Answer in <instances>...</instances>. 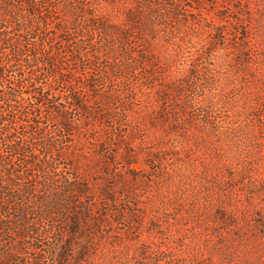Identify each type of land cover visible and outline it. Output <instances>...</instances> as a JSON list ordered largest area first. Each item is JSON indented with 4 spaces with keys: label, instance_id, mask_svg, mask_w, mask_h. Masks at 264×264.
Here are the masks:
<instances>
[{
    "label": "trees",
    "instance_id": "16d2710c",
    "mask_svg": "<svg viewBox=\"0 0 264 264\" xmlns=\"http://www.w3.org/2000/svg\"><path fill=\"white\" fill-rule=\"evenodd\" d=\"M182 1L136 0L123 6L122 17L113 10L117 0H0V264H69L76 262L73 248L79 261L108 219L123 221L135 197L126 193L142 170L127 151L123 171L116 162L109 167L102 134L122 144L115 132L123 127V138L129 136L137 101L150 109L152 126L164 128L178 125L169 108L175 93L197 98L183 88L199 81L214 85L226 106L241 99L218 89L208 63L200 66L202 74L193 73L187 83L178 79L152 97L156 76L143 51L142 69L149 73L136 77L140 90L134 86L142 62L121 58L133 48L132 22L146 18L156 30L169 26L164 21L171 15L183 26L191 16ZM79 144L94 148L92 160L77 159ZM168 150L178 156L176 145Z\"/></svg>",
    "mask_w": 264,
    "mask_h": 264
},
{
    "label": "rangeland",
    "instance_id": "374dc122",
    "mask_svg": "<svg viewBox=\"0 0 264 264\" xmlns=\"http://www.w3.org/2000/svg\"><path fill=\"white\" fill-rule=\"evenodd\" d=\"M135 2L117 0L113 10L123 17V6ZM180 5L189 6L188 20H194L186 19L185 27L171 15L164 21L169 26L156 30L149 19L133 20L128 42L133 48L121 58L142 62L131 79L134 86L140 90L136 77L149 73L142 69L143 51L156 76L152 97L178 79L187 83L193 73L202 74L200 66L208 63L218 89L237 92L241 99L226 106L214 96V85L199 81L194 89L183 88L199 97L179 92L172 98L170 115L178 125L153 127L150 109L137 101L129 136L123 138V127L115 132L122 144L103 133L101 154L109 167L116 162L123 171L127 151L142 171L129 185L126 196L135 197L123 221L108 219L94 234L88 254L78 261L79 248H73L76 262L69 264H264V0H184ZM193 8L201 13L194 15ZM173 145L175 158L168 150ZM85 146L79 144L75 152L82 163L94 154ZM130 213L137 217L130 220Z\"/></svg>",
    "mask_w": 264,
    "mask_h": 264
}]
</instances>
